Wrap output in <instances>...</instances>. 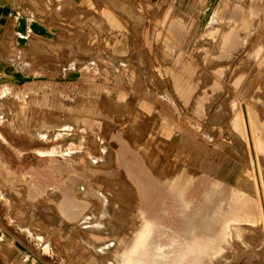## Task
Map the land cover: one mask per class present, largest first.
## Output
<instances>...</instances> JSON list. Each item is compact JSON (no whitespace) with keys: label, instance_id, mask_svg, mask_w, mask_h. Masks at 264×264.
Masks as SVG:
<instances>
[{"label":"rangeland","instance_id":"1","mask_svg":"<svg viewBox=\"0 0 264 264\" xmlns=\"http://www.w3.org/2000/svg\"><path fill=\"white\" fill-rule=\"evenodd\" d=\"M252 1L245 0L241 6L249 8L254 2L257 7L264 9V0ZM186 2L187 0H180L178 7L189 18V33L183 32V36L177 40L191 38L192 41L186 46L185 53L177 64H174V58L179 51H170V59L164 60L163 53L168 52L167 47L162 45L161 35H154L155 25L162 32L166 31L159 24L158 18L176 0H154L151 8L147 4L148 0H128L129 12L121 15V24L111 26L103 18L105 22H95L96 32L89 33L82 25L67 31L60 40L63 43L61 45H71L73 52L65 51V55L59 59L25 57L23 61L31 67L32 75L22 79L28 80V83L25 86L18 82L0 86V93L3 89L11 92L0 98V183L5 189V193L0 192V228L14 231L16 237L31 250L32 261L39 262L41 259L47 264H126L127 254L119 242L132 234L136 243L147 228L146 221L149 223L150 219L140 210V220L136 219L138 210L134 190L125 187L131 186V182H124L126 178L113 162L112 151H106L102 147L104 141L109 145L121 141L116 120L98 107L102 102L130 100L132 108L147 115L148 121L145 123L148 126L145 131L151 129L155 132L156 120L168 122L169 127L175 131L174 136L178 143L176 146L179 150L185 148L184 153L179 156L182 160L184 154L186 158H191L190 165L185 167L187 173L200 176H197L195 189H198L199 181L205 182L209 189L212 180L221 174L225 186L235 184L243 170L253 166L249 163L247 151L244 147L241 148V145L247 146L246 139L235 132L238 140L236 145L235 141L224 137L225 132L232 130V113L226 114L217 110L219 99L208 110L197 108V92H200L205 81L200 72L197 75L199 83L189 93V100L184 101L171 83L170 71L182 73V64L192 61L198 69L223 68L224 74H227L223 77L224 82L230 81L231 84L237 74L244 77L250 74L258 85L264 80V51L263 48L254 47L258 45V40H263V30L251 28L254 31L247 43L244 44L242 38L241 44L232 50L229 48L222 55L221 44L206 39L205 35L200 39L212 11L205 14L200 7L194 13L193 4L196 0H190L191 5L188 8L185 7ZM138 5H142L144 11H140ZM193 16L197 18L191 22ZM213 30L210 29L211 32ZM121 34L126 45L118 47ZM221 40L220 35L217 41ZM32 41L42 42L34 39ZM182 44L179 46L182 47ZM21 50L16 53L18 57L23 52ZM137 52L146 60L147 70L139 62L128 64L127 57ZM113 60L118 62L117 65L112 64ZM165 64L170 67L168 70L163 67ZM232 69L234 72H231ZM157 85L161 86V90ZM16 92H24L27 96ZM254 93L255 89L250 92V97ZM114 104L116 108L119 105ZM91 109L92 113H89ZM148 109L155 116V120ZM87 117L93 119V122H86ZM216 122L221 124V128L215 125ZM212 125L213 133H209L208 129ZM44 131L49 134L47 137L42 136ZM72 150H76L79 157L72 156ZM135 153L138 152L129 149L130 167L140 175L145 185L151 186L152 183L143 172L141 157ZM38 172H41L43 180L42 189L35 181V174ZM26 173L34 174L31 183L26 181ZM164 175L166 176L162 169L160 179L181 196L182 203L177 206L169 194L153 188H149L150 199L157 203L162 200L168 204L172 202V207L179 208L177 210L182 219L154 221L158 225L156 233L165 244V251L175 250L182 254L195 242L193 234L188 230L193 221H186L183 215L191 210L190 204L183 197L185 187L176 186V183L166 179L171 180L176 174L168 173L163 179ZM120 182L124 187H121ZM51 187H57L63 198L73 201L72 205L75 207H81L75 210L76 214L71 221H67L66 226L64 221L62 226L57 224L60 214L44 211L48 205L56 206L63 201L49 196L48 190ZM227 187L229 186L226 189ZM167 190L170 191L169 188ZM39 197L44 198L47 203L37 206L41 208L42 217L32 222L28 220V214L32 207H36L35 202H38ZM211 205L213 204H208L209 207ZM82 217L86 220H81ZM31 228L43 235L36 236L34 232H30ZM185 232L191 234V237ZM174 236L177 238L176 242H173ZM113 239H117L116 244L108 246V241ZM102 246L107 249L104 250ZM215 250V244L209 245L206 255ZM228 250L232 256L225 264H264V259L254 250L246 251L239 247H229ZM168 255V263H173L170 259L176 262L178 257ZM186 255L191 261L196 259L197 262L193 264H197L199 246ZM206 260L204 264H209L210 259ZM160 261L159 264H165L162 262L164 259ZM22 263L12 260V264Z\"/></svg>","mask_w":264,"mask_h":264},{"label":"crops","instance_id":"2","mask_svg":"<svg viewBox=\"0 0 264 264\" xmlns=\"http://www.w3.org/2000/svg\"><path fill=\"white\" fill-rule=\"evenodd\" d=\"M244 1L196 0L193 4L194 13H197L200 7L205 14L212 11L200 39L205 35L206 39H212L216 41L215 43L221 44L222 55L229 48L232 50L241 44L242 38H244V44L247 43L254 31L251 28L263 30V40H258V45L254 49L263 48L264 51V9L257 7L253 2L254 0L252 1L253 5L250 4L249 8H245L241 6ZM151 2L154 0H148L149 8L152 7ZM179 2L180 0H176V3L172 4L158 18L159 24L165 27L166 31L162 32L158 25L154 27L156 30L154 35H161L162 45H166L168 50L167 53L162 52L164 60L170 59V51L174 49L179 51L178 56L174 58V64L179 63L182 54L185 53L186 46L192 41L191 38L184 41L177 40L183 36V32L189 33L187 24L189 18L183 12L184 10L179 9ZM128 4V0H0V86L15 82L25 86L28 80L22 78L30 77L32 70L23 60L36 56L59 59L65 55V51L73 52L71 45H61L63 43L60 40L67 34V31L80 28L82 25L85 31L93 33L96 32L95 22L100 20L104 22L108 20L111 26H118L123 21L121 15L129 12ZM190 5V0H187L185 7L188 8ZM137 8L144 11L142 5H138ZM196 18L193 16L191 22L195 21ZM215 20H218L216 24ZM223 24L226 26L224 27ZM211 28L214 29L212 32L210 31ZM220 35L222 40L219 42L217 38ZM32 39L42 42L38 43ZM119 40L118 47L126 45L123 34L119 35ZM181 44L182 47L179 46ZM18 50L23 51L20 57L16 54ZM127 62L128 64L139 62L145 70L148 69L146 60L141 57L139 52L128 56ZM117 63L115 60L112 62L114 66ZM163 67L166 70L170 68L168 64L163 65ZM181 72L170 71L171 83L179 97L184 101L189 100V93L193 92L199 83L197 75L200 72L205 81L200 92H197L195 100L197 108L208 110L211 104L219 99L217 110L226 114L232 113L230 119L232 130L225 132L224 137L235 141L237 145L236 132L247 141V146L241 145V148L244 147L247 151L249 163L253 166L246 167L243 173L238 176L235 184L226 183V186H229L227 190L223 184L225 183L223 174H221L212 180L209 189L205 182L201 181H199L198 189H195L196 179L200 176L187 173L185 167L190 165L191 158L189 156L186 158L184 154L182 160V157L179 156L182 152L184 153L185 148L179 150L176 146L178 143H176L177 140L174 136L175 131L169 127L168 122L162 121V119L156 120L154 126L156 133L152 132L151 129L145 131L148 126L145 123L148 121L147 115L132 108L130 100H108L98 105L99 109L108 114L107 116L116 120L121 133V141L112 145L104 141L102 147L106 151H112L113 162L126 178L124 182L127 180L131 182V186L125 185V187L134 190L138 210L136 219H139V210L146 217L156 222L182 219L179 217L181 213H178L177 210L179 208L172 207V202L168 204L162 200L157 203L150 199L149 188H153L169 194L175 200L173 203L176 205L181 204V200L183 201L181 196L159 177L162 169L166 174L163 179L167 177L168 173L176 174L173 179H166L176 183V186L185 187L183 197L189 202V209L191 210L183 213L186 217L184 219L193 221V224L199 226L197 228L200 242L197 264H204L208 258L210 259L209 264H225V261L230 260L232 256L229 254V247H239L246 251L254 250L264 259V80L256 85L253 75L247 74L245 77L251 78V80L247 85L240 86L237 85L236 79L244 76L237 74L230 84V81L224 82L223 77L227 74H224L223 68L198 69L192 61L183 63ZM231 72H234V69ZM214 76L215 78H213ZM218 77L220 78L218 79ZM157 88L161 90L160 85H157ZM254 89L255 93L250 97L249 94ZM16 93H23V96H27L24 92ZM114 103H119L117 108ZM148 111L155 120L156 118L150 109ZM89 113H92V109L89 110ZM86 119V122H93L91 118L87 117ZM215 125L221 128L219 122H216ZM213 128L214 126L208 129L209 133H213ZM45 133L44 131L42 136L47 137L49 134ZM227 147H230L229 144ZM130 148L138 152L135 153L136 156L141 157L143 172L152 183V187L145 185L140 175L130 167L131 161L128 159ZM70 154L79 157L76 150H72ZM137 162L138 159L136 164ZM32 175L34 174L26 173L24 175L28 183H31ZM35 181L42 189L41 172L35 174ZM121 187H124L122 183ZM0 192L5 193L1 183ZM48 192L53 199H62L63 201L56 206L48 205L44 211L60 214L61 217L57 224L59 225L64 221V225H68L67 221H71L76 214L75 210L81 209V207H75L72 205L73 201L63 198L57 187H51ZM37 201L35 202L36 207H32L28 214V220L32 222L42 217L41 208L37 206L47 203L42 197H39ZM209 203L213 205L209 207ZM61 208L63 213L59 211ZM88 217L86 218L88 219ZM84 218L82 217L81 220ZM224 225H226L225 233L222 236ZM71 226L70 223V228ZM30 232H34L33 228ZM34 233L38 237L43 235L42 233ZM185 234L191 237V234L189 235L187 232ZM212 244H215L216 250L206 255L209 245ZM31 255L32 252L29 247L16 237L14 231L0 228V264H12V260L19 263L23 262L22 264H47L41 259L39 262L32 261ZM196 262L194 259L191 264ZM172 264H176L175 260Z\"/></svg>","mask_w":264,"mask_h":264},{"label":"bare ground","instance_id":"3","mask_svg":"<svg viewBox=\"0 0 264 264\" xmlns=\"http://www.w3.org/2000/svg\"><path fill=\"white\" fill-rule=\"evenodd\" d=\"M217 22H218V20H215V24ZM225 26L226 25H224V27ZM253 54H255V52ZM262 71H263V69H262ZM250 73H252V72H250ZM249 80H251V78L238 77L236 79V83H237V85H240V86L241 85H247V83H249ZM10 93L11 92H9V89H3V90H1L0 98L4 97V96H8ZM59 211H60V213H63L62 208H61V210L59 209ZM98 218H100V217H98ZM147 218L145 220H147ZM146 222H147L146 223L147 228L145 227L146 228L145 232L142 233L141 236L138 237L139 239H137L136 243L134 242V239L132 238V234H131V236L129 235L119 242L121 244V247L124 249V251L127 254V258L125 261L126 264H144V263L159 264V262H161L160 259H162V260L164 259L165 261H162V262H164L165 264H169L166 261L167 257L169 256L168 254H172L173 258L178 257L176 260V262H178V263H176V264H191V259L188 258V256L186 254L188 252L192 253L193 251L198 249L200 242H199V233H198L197 228L199 226L193 224L192 227L190 229H188L189 232H191L193 234V236L195 238V242L190 244V248L188 250H185L182 254H180V253L176 252L175 250H171L168 252L165 251V248H164L165 244L160 241V239L158 238L157 233H156L157 228H158L156 222H154L151 219H150L149 223H148V220ZM147 224H148V226H147ZM61 226H62V224H61ZM102 226H103V224L101 225V227ZM99 227H100V225H99ZM98 238H100V237H98ZM100 239L102 240L103 238H100ZM117 239H113V240L108 241L109 242L108 246H113L112 244H116ZM94 240H96V237L94 238ZM176 241H177V238L174 236L173 242H176ZM168 247H170V245ZM102 248L104 250L107 249V247H105V246H102ZM105 254H107V253H105ZM149 260H151L152 263H149ZM170 260L173 261L174 259H170Z\"/></svg>","mask_w":264,"mask_h":264}]
</instances>
